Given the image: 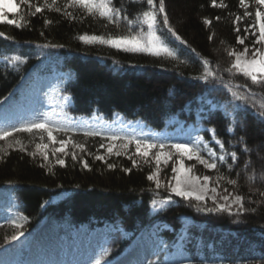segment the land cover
<instances>
[{
	"label": "trees",
	"instance_id": "16d2710c",
	"mask_svg": "<svg viewBox=\"0 0 264 264\" xmlns=\"http://www.w3.org/2000/svg\"><path fill=\"white\" fill-rule=\"evenodd\" d=\"M13 2L16 12L0 5L6 19L21 25L0 22V129L31 122L38 103L51 100L57 113L52 125L67 126L86 142L108 135L167 145L190 142L205 158L209 149L226 156L217 169L205 171L235 180L245 210L176 196L166 184L158 188L148 179L149 161L133 166L126 156L97 160L89 144L77 159L66 156L64 166L11 147L0 153V253L17 255L25 264L32 245L41 251L72 232L78 231L81 241L102 232L105 242L98 252L111 264L155 232L162 244L137 264H264V168L253 152L264 143V85L232 67L229 55L253 44L260 5L255 0L243 6L239 0H215V6L213 0H164L181 43L166 28L161 31L163 14L151 30L142 23L146 0H112L110 6L123 5L122 16L139 25L131 32L126 21L110 24L97 10L65 8L68 0L55 5L29 0L31 8L24 0ZM36 6L42 12L35 13ZM248 25L255 36L253 29L245 33ZM150 32L174 55L80 39L137 35L147 43ZM205 61L213 72L207 80L202 78ZM86 131L102 135L86 136ZM233 151L236 161L229 155ZM257 152L263 156L264 147Z\"/></svg>",
	"mask_w": 264,
	"mask_h": 264
},
{
	"label": "snow or ice",
	"instance_id": "6c2138e0",
	"mask_svg": "<svg viewBox=\"0 0 264 264\" xmlns=\"http://www.w3.org/2000/svg\"><path fill=\"white\" fill-rule=\"evenodd\" d=\"M25 3L28 4L29 8L32 7V5L29 3V0H24ZM144 0H141V3H143ZM240 5L245 4V0H239ZM255 3L257 5H264V0H255ZM53 4H56V0H53ZM112 5V0H106V2L96 4L94 3V0H68V3L64 6L65 8H75L79 7L82 10H85L89 14H94V10L99 11L100 16L106 17L108 20V23L110 24H118L120 20L126 21L128 25L129 31H135V27H138L139 25H136L134 27V21L129 18L127 15L122 16V12H124L123 5L120 7H114L110 6ZM146 5H147V10L143 11V21L142 23L147 24L148 28L151 30L153 29L157 23H158V17L163 14V20L161 24V31H163L164 28L167 29V31L175 37L176 40L180 41L181 43H185L183 40H181V37L177 35L176 31L172 28V26L169 23L168 16L165 13V3L164 0H159V4L157 7L156 0H146ZM213 6H215V0H213ZM9 10L16 12L17 11V6L16 5H10ZM57 12L61 11V8L57 7L55 9ZM42 12V8L40 6L35 7V13H40ZM34 13V14H35ZM66 15H71V13H65ZM250 13L245 11L244 16H249ZM256 16V25L259 27V36L256 37L255 41H253L254 44H264V22H261L262 17H264V12L262 11H256L255 13ZM218 19V18H217ZM237 21L241 20L242 17H237ZM0 22L2 23H7L9 25H16L17 27H20L21 25L17 23L16 20L14 19H6L3 10H0ZM45 23H48V21H45ZM205 23H208V21H205ZM249 29H253L252 35L255 36V30L253 25H248L245 28V33H248ZM236 31L239 32V27L236 28ZM4 33L0 32V36H3ZM81 40L85 41L86 43H91L93 41H98L100 43H107L117 49L123 48L126 51H147L151 52L154 55H159L160 52H166L169 56H173L174 53L171 52L168 47H166L163 43L159 41V37H156L153 33L150 32V39L147 41V43H142L141 39L137 35H131V36H123V37H117L115 39H108L104 40L102 37L99 36H81ZM211 39V37H209ZM237 42L239 44H243L244 40L237 36ZM249 52L248 48L244 49L243 53H229V55H235L236 56V63L232 66L234 68H241V56L246 55ZM252 59L249 60L243 67V71L245 75H248L251 77V80L253 84H261L264 85V51L261 50V48H255L254 51H252ZM257 57H260V59H257ZM18 59V57H13L12 60ZM205 69H204V76L202 77L203 79L207 80L209 76L213 75V72L207 67L208 61H205ZM255 69V70H252ZM260 73V76L258 77L256 72ZM33 130H39L43 133H47V138L50 142L53 144L58 143L60 146L58 148H55L53 150V154L55 153H62L64 155H68L66 151V146L71 143V139L65 140V139H60L57 141L56 137L53 135V131H68L67 126H60L57 125L56 128L54 129L53 126L46 122H27L25 123L22 127H15L12 126L10 129H0V140H5L6 138L12 136L13 133L15 132H28L32 133ZM72 131H75V129H71ZM213 133L215 132L214 129L210 130ZM229 131L231 129L229 128ZM86 136H101L102 134L99 132H88L86 131L84 133ZM108 141H116V140H121V141H126V143L123 144V148L125 150L128 149L130 144L135 145V154L138 155L139 157L142 158H148L151 150L156 149L157 151L154 153V159L156 162L157 167L159 168V165L161 162H163L165 165L168 164V162L171 160L173 161V167H172V172L176 174V185L172 186L169 184V187H171V190L173 193H175L176 196H180L182 198H189L193 196V191L182 188L181 187V180H180V175L185 173V165H184V157H187L188 160H192L195 158L200 164L204 165L208 169H217L218 167V162L223 164L226 160L225 155H219L217 156L216 152L212 151L209 149L208 151V158H205L204 155H202L203 149L196 147V146H191L190 147V142L186 143H172L171 145H167L163 142H155V141H148V140H139L135 138H126V137H119L116 135H108L106 137ZM215 144L220 147V149L224 148V144L221 140L217 139L215 141ZM37 149H40L43 152L44 159H48V154L46 151H43L44 149L48 148L47 144L36 145ZM75 148H79L81 151L84 150V145L82 144H75ZM100 148H104L105 144L101 143L99 145ZM115 145L113 143H109L107 145V153L112 154L113 148ZM165 149H168L165 151ZM175 150V153L179 154V158L173 159V152L171 150ZM23 151V148H21ZM120 153L117 152L116 155H119ZM230 158L233 161H236L238 159L237 153L235 151L231 152ZM97 160H104V156L97 155L95 157ZM131 158V157H130ZM72 159L75 160L77 159V155L75 153L72 154ZM56 162L64 166L65 165V160L63 158H57ZM83 163L84 167L87 168L88 164L85 161H81ZM133 166L137 164V161L135 159H132ZM109 167H113V165H109ZM231 167V165H230ZM149 180L154 179V175H149L148 176ZM203 185L201 186V190L203 192H207V185L209 181V176L205 175L203 178ZM199 178L197 177H191L189 181H186L185 183L188 185H195L198 183ZM230 184H235V180H229L228 181ZM156 186L159 188L160 187V182L157 180ZM211 191L213 193L216 192V188H212ZM261 196H264V192L260 193ZM196 200H204L205 195H195ZM223 200L228 201L229 196H224L222 197ZM232 203L238 205L239 209L241 211L245 210L244 209V204H243V197L240 195H236L232 199ZM217 207L223 209L225 207L231 208V204L228 205H217ZM18 235H23V232H20ZM18 235H13L12 240L18 239ZM96 264H100L99 261L96 262Z\"/></svg>",
	"mask_w": 264,
	"mask_h": 264
},
{
	"label": "rangeland",
	"instance_id": "374dc122",
	"mask_svg": "<svg viewBox=\"0 0 264 264\" xmlns=\"http://www.w3.org/2000/svg\"><path fill=\"white\" fill-rule=\"evenodd\" d=\"M0 5L8 8L10 5H14L13 0H0ZM259 11L264 12V5H260V7L257 9ZM261 22H264V17H262ZM259 36V27L257 25V35ZM256 39V38H255ZM255 41V40H254ZM261 48L262 51H264V44H251L245 46L241 50H237L234 53H243L245 48L249 49V52L241 56V72L244 73L243 67L244 65L252 59V51L255 50V48ZM234 56V64L236 63V56ZM257 59H260V57H257ZM233 64V65H234ZM255 70V69H252ZM257 76H260V73L256 72ZM48 118V115L46 113H39L36 112L35 116V122H46ZM47 123V122H46ZM54 129L56 127H53ZM25 133V135H21ZM13 136L6 138L5 140H0V153L5 152L6 149H9L11 147H16V149L23 148V150L30 155L37 157L38 160H42L46 164H54L57 163V158H65L66 156H72L73 153L80 154L86 152V145H92L93 148H96V155L104 156V158H108L110 156H126L131 157L135 159L136 161H149L153 167L152 172L149 175H154V179L151 180L155 185L157 184V180L160 182V187L164 186L165 184L167 187L171 190V187H169V184L172 186L176 185V174L172 172L173 167V161H169L167 165H165L163 162L159 165V168L156 165L155 159H154V153L157 151L156 149L151 150L148 158H142L135 154V145L130 144L128 149L125 150L123 148V144L126 143V141L116 140V141H108L106 138L99 140L98 143H92V142H86L85 139H80L77 135H74L72 133H69L68 131L60 130V131H53V135L56 137L57 141L60 139H71V143H69L66 146V151L68 155H64L62 153H55L53 154V150L55 148H58L60 145L58 143L53 144L50 142L47 138V133H43L39 130H33L32 133L28 132H15L12 134ZM103 143L105 144L104 148H100L99 145ZM109 143H113L115 147L113 148L112 154L107 153V145ZM44 145L47 144L48 148L44 149L43 151H46L48 154V159H44L43 152L40 149H37L36 145ZM75 144H82L84 145V150L81 151L79 148H75ZM264 147V143H261L256 146V149H253V152H255V155L261 160L263 168H264V155L262 156L257 152L260 148ZM88 149V148H87ZM168 149H165L167 151ZM174 154L173 159L179 158V154L175 153V150H171ZM119 152V155H116V153ZM184 165H185V173L180 175L181 180V187L186 188L193 191V196L195 198V195H205V199L202 201H207L208 203L212 204V206L217 207V205H228L231 204V208L225 207L224 209H229L232 211L240 210L238 205L232 203V199L236 195H240L237 189L234 187V184H230L228 181L221 179L219 176H216L214 174L207 173L208 171H214L213 169H208L204 165L200 164L195 158L192 160H188L187 157H184ZM170 166V171L166 172V167ZM200 172H198V168ZM207 175L209 176V181L207 185V192H203L201 190V186L203 185V177ZM191 177H197L199 178L198 183L195 185H188L185 182L189 181ZM212 188H216V192L213 193L211 191ZM224 196H229V200L225 201L222 199ZM244 204V201H243ZM219 208V207H218ZM99 243V238L95 239V242L90 243L89 238H85V241L80 240H72L70 237L64 236L61 239L57 241H53V243L50 244V252L45 251L42 254L35 253L32 255L30 264H87L88 260L92 258L93 264H96L95 261V248L94 246ZM153 243L156 244L157 240L154 239ZM94 244V246H93ZM32 250L34 249V245L31 246ZM7 260H0V264H12V256L5 257ZM119 264H135L131 261V256L128 254L125 256Z\"/></svg>",
	"mask_w": 264,
	"mask_h": 264
}]
</instances>
